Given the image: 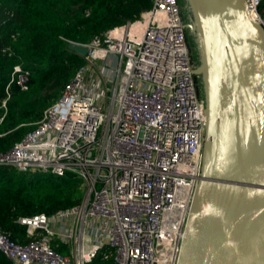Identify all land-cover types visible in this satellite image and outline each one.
<instances>
[{
	"label": "built area",
	"instance_id": "obj_1",
	"mask_svg": "<svg viewBox=\"0 0 264 264\" xmlns=\"http://www.w3.org/2000/svg\"><path fill=\"white\" fill-rule=\"evenodd\" d=\"M244 1L264 26V0ZM74 46L86 65L0 165L75 174L83 199L20 218L31 241L0 232V252L11 264H90L104 249L117 264H176L207 124L181 0H153L135 21ZM29 75L16 65L11 82L25 91Z\"/></svg>",
	"mask_w": 264,
	"mask_h": 264
},
{
	"label": "water",
	"instance_id": "obj_2",
	"mask_svg": "<svg viewBox=\"0 0 264 264\" xmlns=\"http://www.w3.org/2000/svg\"><path fill=\"white\" fill-rule=\"evenodd\" d=\"M207 117L176 264H264V26L244 0H183ZM70 48L81 56L86 48Z\"/></svg>",
	"mask_w": 264,
	"mask_h": 264
},
{
	"label": "trees",
	"instance_id": "obj_3",
	"mask_svg": "<svg viewBox=\"0 0 264 264\" xmlns=\"http://www.w3.org/2000/svg\"><path fill=\"white\" fill-rule=\"evenodd\" d=\"M184 4L181 0L182 8ZM152 5L153 0H0V106L8 98L7 111L0 109V117L5 113L0 123V154L35 129L44 111L86 65L69 44H88L115 26L135 21ZM260 13L264 15V3ZM190 38L187 30L189 46ZM16 65L30 72L25 91L11 82ZM196 82L200 87L197 76ZM84 190L83 180L72 173L58 177L0 165V232L28 243L31 238L20 218L53 216L77 206ZM104 250L90 264H117L103 258ZM0 264H11L1 252Z\"/></svg>",
	"mask_w": 264,
	"mask_h": 264
},
{
	"label": "rangeland",
	"instance_id": "obj_4",
	"mask_svg": "<svg viewBox=\"0 0 264 264\" xmlns=\"http://www.w3.org/2000/svg\"><path fill=\"white\" fill-rule=\"evenodd\" d=\"M185 2V1H184ZM184 7L185 8H182V13H183V17L186 19L185 20V23L187 25H190L192 22H193V14H192V11L188 9L187 5H186V2L184 4ZM188 31H189V36L191 37L190 38V46H191V55H192V61L195 65V68L197 66L200 65V52H199V48H198V43H197V35L192 32L189 28H188ZM198 78L200 79V87H199V90H200V96L203 100H205V90H204V84H203V78L202 76H198Z\"/></svg>",
	"mask_w": 264,
	"mask_h": 264
},
{
	"label": "bare ground",
	"instance_id": "obj_5",
	"mask_svg": "<svg viewBox=\"0 0 264 264\" xmlns=\"http://www.w3.org/2000/svg\"><path fill=\"white\" fill-rule=\"evenodd\" d=\"M253 18H254V16L253 15H251Z\"/></svg>",
	"mask_w": 264,
	"mask_h": 264
}]
</instances>
